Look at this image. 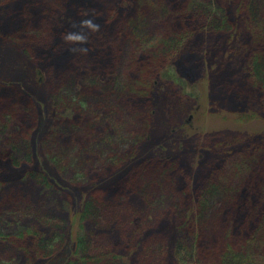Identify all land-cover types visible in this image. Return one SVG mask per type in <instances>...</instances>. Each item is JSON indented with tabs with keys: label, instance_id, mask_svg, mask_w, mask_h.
<instances>
[{
	"label": "rangeland",
	"instance_id": "rangeland-1",
	"mask_svg": "<svg viewBox=\"0 0 264 264\" xmlns=\"http://www.w3.org/2000/svg\"><path fill=\"white\" fill-rule=\"evenodd\" d=\"M22 1L33 8H30L32 22L24 23L15 14L10 17L15 10L20 12ZM95 1L87 0L88 3ZM97 1L103 5L120 2L121 10L127 2ZM145 1L156 8L151 12L156 18L138 17L126 27L127 19H132L133 15L129 11L127 15L119 11L112 19L113 9L105 6L102 9L107 8L104 13L110 23L95 31L89 24L96 26L98 22L91 19L89 13L83 20L77 21L75 16L69 22L66 17L62 19L64 0H0V21L6 22L7 31L13 32L7 38L0 31V48L14 51V58L8 64L13 67L12 75L0 73V154L6 151L15 154L0 159V231L9 235L14 230L32 229L44 236L42 244L48 253L34 259L32 264L42 258L47 260L39 261L41 264H67L76 258L81 264H219L223 251L230 245L244 248L238 237L244 236L246 241L251 237L237 231L238 236L233 235L237 239L229 245L228 225L220 224L223 205L231 204V196L237 193L235 187L210 188L198 199L194 196L189 199L185 192L195 191L194 186L183 191L184 180L173 176L165 170L167 166L157 160L165 152L170 159L177 153L180 166L186 164L195 171L212 151L206 142L218 144L224 136L239 137L235 129H241L242 125L208 114L194 121L195 126L211 131L207 136L198 139L181 129L180 139L171 146L173 154L161 139L164 137L162 126L185 122L189 111L195 107L196 101L190 98L193 95L205 101L211 111L219 112L221 107L211 94L219 83L213 77L216 71L224 72L227 66H233L232 69L240 66L239 61L230 59L225 51L210 71L213 77L205 76L204 82L197 80L195 83L188 78V82H179L181 93L190 97L188 105L175 114L174 120L170 115L179 101L172 107L165 103L159 109L160 102L155 100L168 85L162 84L156 89L153 102L147 104L146 95L138 94L139 89L133 86L137 79L129 63L134 62L140 76L145 69L149 70L140 62H145L146 58L149 62L150 55H154L148 64L153 72L177 78L179 67L175 62L182 61V52L191 33L184 32L180 36L178 32L170 36V32L175 33V25L176 31L179 28L181 12L175 4H166L165 8L164 1L162 6L158 4L162 0ZM231 1L187 0L184 4L209 27L219 24L231 7L234 12ZM249 1H252V15L248 25L253 31L247 34L257 44L251 53L261 52L259 60L264 64V0ZM66 9L71 13L69 4ZM27 26L29 34L26 37L19 31L14 32L15 28ZM60 29H64L60 37L62 48L49 52L59 39ZM129 32H134V38ZM139 32L143 35H138ZM91 34L95 36L91 39L95 44L108 42L114 49L113 62L105 57L97 63L92 53L84 57L86 51L78 42L91 38ZM97 34L103 42L97 40ZM176 35L178 42L173 44L171 41ZM152 39L157 47L152 45ZM235 42L233 40L232 44ZM32 48L45 49V58L37 61L38 52L34 55ZM78 51L84 55L80 56ZM91 59L97 66L114 63L112 74L93 76L98 67L93 71L87 63ZM85 62L88 69L82 64ZM73 63L79 66L75 69ZM181 65L185 73L190 72L189 63ZM231 104L233 111L238 106L246 109L245 104ZM256 108L264 116V98ZM185 135L189 138L186 149V140L182 138ZM178 148L182 152L176 151ZM260 152L256 154V161L249 165L251 170L264 160V149ZM136 154L142 156L144 162L135 161ZM31 172L36 177L31 176ZM88 199L95 205L93 215L83 222L90 241L84 252L82 249L76 254L75 242L72 244L70 238L74 220L71 214ZM201 233L203 237L198 239ZM16 241L0 242V264H27L25 249L30 254L33 249L38 257L37 244L31 234ZM257 247L262 254L264 248ZM84 254L86 258L81 259ZM72 255L74 257L70 258Z\"/></svg>",
	"mask_w": 264,
	"mask_h": 264
},
{
	"label": "trees",
	"instance_id": "trees-1",
	"mask_svg": "<svg viewBox=\"0 0 264 264\" xmlns=\"http://www.w3.org/2000/svg\"><path fill=\"white\" fill-rule=\"evenodd\" d=\"M30 1L31 0H29V2ZM163 1L165 3V8L166 4H168V6L175 4L178 12H181L180 20L179 22L177 21L179 28L176 31L175 25L173 28L175 33L170 32V36L171 34H177L178 32L179 34L181 33L180 36H182L184 32L191 33V36H189L190 40L188 41L189 43L187 44L186 49L184 48L182 52V61L178 59L175 62L177 67H179V75L177 78H169L163 75L164 73L160 74L158 71L153 72L152 67H150L148 64H150L154 59V55H150L151 60L149 62L147 58L145 62H140V65H143L145 68H149V70L145 69L144 74H140V76H138L136 73V65L133 64L134 62L129 63V66L131 67V70L137 79V81L134 80L133 86H136L139 89L138 94L142 93L146 95L147 98L145 100L147 101V104L153 102V95L156 94V89L161 88L163 86L162 84H165L166 86L168 85V88L162 94V96H158L155 100L160 102L161 106L159 109H161L162 105L165 103H167V106L172 107L179 101L177 109L172 115H170V117L173 119L175 114L188 105L187 98L190 97L186 93H181L180 88L182 87L179 82H188L187 78L193 82L195 81V83L197 80L204 82L205 76L210 75L213 77V74L211 73L213 71V66L214 64L216 65L219 63V59L222 58V55L225 51L228 53V57L230 59L237 58L240 64V66H237L235 69H232L233 66H227L224 72L220 70L216 71L215 76L213 77V80L218 81L219 84H215L211 94L214 96L213 100L215 103L220 105V111L217 113L211 111L212 109L210 110L209 105H205V101H202L200 97H190L196 101L195 107L189 111V114L193 113L194 115L193 125H190L186 122L181 125L182 121H180L174 126H162L161 128L163 130L161 131L164 132V137L161 139H163V143L168 145L170 152L173 154L175 151L171 149V146L180 139L181 129L186 128L188 135H195L198 139L204 135L207 136V134L211 133V131L209 130L210 132H208L199 126H195L196 124L194 125V121L196 122V119L200 118V116L206 117L208 114L212 116L215 114L222 121L229 120L232 124L239 123L243 127L241 126V129H235V132L238 131L237 134L240 133L239 137L235 139H230V136L228 135L224 136L223 141L218 144L206 142V145L210 147L212 151L209 152L210 155L208 158H206L195 171H192L190 168H188L189 165L185 164L180 166V154L177 153V155L175 154L173 156V159L168 157L163 158L161 156L160 159L157 160L163 162L167 166L165 170H168L173 176L179 177V180H184V184L181 186L183 191H187L192 185L194 186L195 191L185 192L189 199H191L193 196L194 199H198L204 190H209L210 188L217 189L220 187H235L237 193L231 196V204L223 205V218H221L220 224H224L225 222V225H228L227 232L229 235L226 238L229 242V245L233 243V240L237 239V237L233 236H238L237 231H239L242 235L243 233H248L251 235V237L247 241L244 236L238 237L242 239L240 244L244 248L236 249L230 245L226 251H223V254L219 259V264H264V251H262V254H260L257 247L260 246L261 248H264V187H262L264 184V160L258 165V168L253 166L254 168L251 170L249 166L252 161H256V158L258 157L256 156L257 152H260L262 148L264 149V116L259 113L258 109L256 108L264 98V64H261L259 60V57L262 54L261 52L256 50L251 53L254 46L256 47L257 44L251 41L250 35L247 34L249 30L253 31V28L248 25L250 20L249 17L252 15V1H231L233 7L235 8L234 12L232 13L233 8L231 7L228 11V14L223 15L219 24L209 27L204 26L205 24L201 23L192 12H189L188 8H186L184 4L187 0H162L159 1L158 4L160 3L162 6ZM68 4L69 8L71 9V13L67 12L66 8L68 7ZM63 5L65 9L62 14V19L66 17L67 22H69L70 19L75 16L77 21L83 20L85 15L89 13V17L93 20H97L98 22L96 26L95 24H89L95 28V31L106 27V24L110 23V20H108L107 16H105L107 8L102 9L105 6H109L110 9H113L114 14L112 19L119 15V11H123V13H125L124 15H127L129 11L133 15L132 19L133 17H136L133 20L127 19L126 27H128L129 23L131 24L132 21L138 19V17H142V19L145 20H148L149 18L150 20L152 18H156L151 16V12L156 8L145 0H127V2L124 4L125 8L123 10H121L120 2L118 3L117 1L103 5V3L98 2L97 0L95 3H88L87 0H64ZM20 6L21 13L18 12V10H15L16 12L14 11L10 17L15 14L16 17L21 19L20 21H23L24 23H29L30 21L32 22L33 19L31 15L33 12L31 13V7L26 5L23 1L20 3ZM5 23H3V20L0 21V31L2 32V36L8 38L10 35L12 36L11 33L13 32L6 30ZM77 26H74V28ZM64 29H60L57 32L59 39L52 49L49 50V52H54L62 48V44H60V37ZM14 30V32H21L20 35H23L24 37L28 36L29 34L28 26L25 27V29L21 27L19 29L15 28ZM165 30L168 32V29ZM121 31L122 30H118L117 32ZM129 34L130 37L134 38V32H129ZM138 35L142 36L143 34L139 32ZM93 37L95 36L92 35L91 38L78 42L82 44V50L86 51L84 53L86 55L78 51L80 53L79 55H84V57H86L89 55V53H92L91 56H94L93 58H95L97 63L99 59L103 60L105 57L108 61L110 58L113 62V56H111V54L114 53V49L110 48L108 42L106 43L101 41L98 34L96 35L97 40L103 42L102 44H95L93 42L94 40H91ZM233 40H236L235 44H232ZM176 41L177 35L176 38L171 42L175 44ZM152 45L156 46V43L153 39ZM4 48L5 47H1L0 50ZM32 49V53L35 52L34 55L36 52H38L36 54L37 57L35 56L37 61L39 60L38 58H45V49ZM67 50L70 51V48ZM248 51H250V53L246 54ZM80 60L84 62V59L81 58ZM95 61L91 59L89 62H87L91 67H93V71L96 69L95 66H97ZM87 63L85 62L82 64L85 66ZM182 63L184 66L187 63L191 65V67L187 66L188 70L190 71L187 72L188 74L184 72V69L181 65ZM78 66L79 63L72 64V67L75 69ZM103 66V63H99L97 66L98 69L97 71H94L95 73L93 76L96 77V75L98 76L102 74L109 76V74H112L114 70V63L109 66ZM86 68L88 69V67ZM106 72H109V74ZM139 77L140 79H138ZM202 82L201 84L203 87L204 84ZM170 83L171 85H169ZM197 103L200 105L199 109L196 108ZM231 103L245 104L246 109H242L238 106L236 107V110L233 111L231 110ZM180 112H182V110ZM203 132L207 133L204 134ZM153 134L157 136V133ZM49 138L51 139L52 137ZM182 138L186 140L184 143V148L186 149L189 138L186 139V136H183ZM13 149H15L14 145ZM178 149L179 150L176 151L182 152L180 148ZM10 155L15 156L14 153H8L6 151L5 153L0 154V159L2 160L4 158H10ZM16 157L19 158V156ZM136 157L137 158H135V161L144 162V158L139 156V154H136ZM18 162L19 161H17V163ZM17 163L15 165H17ZM30 175L36 177L35 173L33 172H31ZM37 179L39 180V176ZM41 179L44 180L45 178ZM92 203L93 201H90V199L86 200L82 207L79 206L78 210H75L71 214V216L74 217V220L73 230L71 231L70 238L72 244L73 241L75 242L74 244L77 250L74 253L76 254L77 252H81L82 249L84 252L90 241L89 233L85 230L86 227H84L83 222L91 217L90 215H93L92 210L95 205ZM183 218L184 217H182L181 221ZM185 222L186 221H184L183 224L187 226V223ZM11 234L8 235L7 233L0 231V242L7 244L9 242L15 243L17 242L16 240L31 234L32 240H34V243L37 244V249L39 251L38 257L33 249L31 254L28 249H25L28 252L25 260L27 264H32L34 259H37L40 256H44L48 253L47 250H44V246L42 244L44 236H39L35 230H14L11 232ZM201 237H203L202 233L201 235H198V239H201ZM215 237H217V235ZM73 257L74 255L70 256V258ZM85 258L86 257L84 254V257L82 256L81 259ZM42 260L47 259L42 258ZM42 260H38L35 264H41L39 261L43 263ZM80 261L81 260L78 258L74 260L71 259V261L67 262V264H81Z\"/></svg>",
	"mask_w": 264,
	"mask_h": 264
},
{
	"label": "bare ground",
	"instance_id": "bare-ground-1",
	"mask_svg": "<svg viewBox=\"0 0 264 264\" xmlns=\"http://www.w3.org/2000/svg\"><path fill=\"white\" fill-rule=\"evenodd\" d=\"M9 50L8 48L6 49H1L0 50V72L12 75V68L11 65H8L10 61L14 58V51ZM9 54V57H8Z\"/></svg>",
	"mask_w": 264,
	"mask_h": 264
},
{
	"label": "flooded vegetation",
	"instance_id": "flooded-vegetation-1",
	"mask_svg": "<svg viewBox=\"0 0 264 264\" xmlns=\"http://www.w3.org/2000/svg\"><path fill=\"white\" fill-rule=\"evenodd\" d=\"M193 97H197V98H198L199 96H197V95L194 96V95H193ZM197 104H198V103H197ZM196 107H197V105H196ZM190 119H193V116H192V115H190ZM163 158H165V157H163Z\"/></svg>",
	"mask_w": 264,
	"mask_h": 264
}]
</instances>
